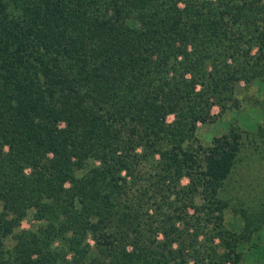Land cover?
<instances>
[{
  "label": "trees",
  "instance_id": "obj_1",
  "mask_svg": "<svg viewBox=\"0 0 264 264\" xmlns=\"http://www.w3.org/2000/svg\"><path fill=\"white\" fill-rule=\"evenodd\" d=\"M240 82L264 101V0H0V264H238L264 125L195 128Z\"/></svg>",
  "mask_w": 264,
  "mask_h": 264
},
{
  "label": "rangeland",
  "instance_id": "obj_2",
  "mask_svg": "<svg viewBox=\"0 0 264 264\" xmlns=\"http://www.w3.org/2000/svg\"><path fill=\"white\" fill-rule=\"evenodd\" d=\"M240 86L242 88L240 90L238 89L236 93L238 97L237 101H228L224 107L212 104L209 109L211 119L207 120L205 123L196 124L195 139L198 144L206 146L210 143L212 138L220 136L234 127L254 131L257 125H264V101H258V104H256L257 101H255V98L257 96H248V92L244 90V82H240ZM252 91V93H256V95L258 94V91ZM260 91H262L261 93L264 95V85ZM172 119V115L166 116L167 122H170ZM262 176L263 171L261 169V174L257 175L256 178L263 179L264 177ZM180 185L187 186L188 179L184 176L181 177ZM194 202L200 204L202 203V200L197 196ZM187 210L190 214L193 213L191 208H187ZM223 212L224 215L221 218V222L226 230L232 232V236L239 235L242 227L241 217L238 216V214L230 212L229 209H224ZM36 223L37 222L31 218L29 212L27 216L20 221V227L22 229H29ZM210 227H212L211 224L207 225V228ZM204 237L205 236L203 235H199L198 240L203 241ZM88 241L90 243L92 242L91 240ZM212 242L213 244H217L219 243V240L215 237ZM236 250L240 254L238 264H264V223L257 228L256 231L250 233L246 239H238Z\"/></svg>",
  "mask_w": 264,
  "mask_h": 264
}]
</instances>
